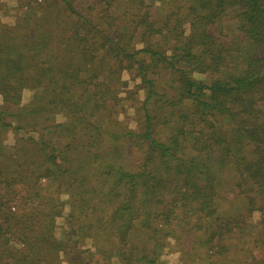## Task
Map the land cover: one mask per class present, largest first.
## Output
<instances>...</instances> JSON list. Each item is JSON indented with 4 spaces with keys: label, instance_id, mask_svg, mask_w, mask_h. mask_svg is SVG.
Listing matches in <instances>:
<instances>
[{
    "label": "trees",
    "instance_id": "obj_1",
    "mask_svg": "<svg viewBox=\"0 0 264 264\" xmlns=\"http://www.w3.org/2000/svg\"><path fill=\"white\" fill-rule=\"evenodd\" d=\"M22 2L0 264H264V0Z\"/></svg>",
    "mask_w": 264,
    "mask_h": 264
},
{
    "label": "rangeland",
    "instance_id": "obj_2",
    "mask_svg": "<svg viewBox=\"0 0 264 264\" xmlns=\"http://www.w3.org/2000/svg\"><path fill=\"white\" fill-rule=\"evenodd\" d=\"M21 1H23L22 3H25L27 0H0V25L10 26L14 25L15 22H18L20 20ZM38 1L39 0H37V2ZM121 79L127 81L126 83L128 84V86H132L133 81L129 79V74L127 72H123L121 74ZM30 96L31 92L29 90H24L21 96V103L25 104L29 100ZM1 99L2 98L0 96V104L2 102ZM128 112L129 114H132V110L130 108H128ZM5 119L10 120V118L7 116L5 117ZM57 120H61V117H55V121ZM16 137H18V134L11 127L5 128L1 130L0 142L2 144L11 145L15 141ZM258 219L259 215L257 212H254L249 217V220L252 222H256ZM161 258L165 261V263L171 262L175 264V256H173L172 254H163Z\"/></svg>",
    "mask_w": 264,
    "mask_h": 264
}]
</instances>
